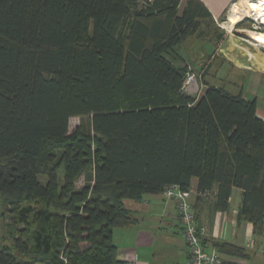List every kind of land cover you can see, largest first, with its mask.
<instances>
[{"label":"trees","instance_id":"16d2710c","mask_svg":"<svg viewBox=\"0 0 264 264\" xmlns=\"http://www.w3.org/2000/svg\"><path fill=\"white\" fill-rule=\"evenodd\" d=\"M214 25L200 0H0V264H129L113 242L138 223L125 201L194 179L222 213L240 189L238 219L264 237L257 98L184 91L180 49Z\"/></svg>","mask_w":264,"mask_h":264},{"label":"crops","instance_id":"0c3cea01","mask_svg":"<svg viewBox=\"0 0 264 264\" xmlns=\"http://www.w3.org/2000/svg\"><path fill=\"white\" fill-rule=\"evenodd\" d=\"M200 1L210 11L215 21L227 18L225 21L228 22L231 8L234 5L253 0ZM186 3L187 0H182L183 6ZM244 30L248 29L236 28L234 32L237 31L240 34L236 33L238 36L230 37L233 49H240L242 53L236 63L246 72L264 78V69L262 68L264 54L257 52L255 47L256 50L251 48L256 43L252 39L251 41L247 40L248 43L241 46L240 37L244 36ZM258 115L264 120V104L261 108L259 101ZM197 184L198 179H194L192 188L197 189ZM215 194L216 192L210 193L201 203L197 201L196 195L191 198L193 211L198 216L199 224L207 229L202 236L205 248L211 252L215 251L214 242H229L244 247L248 258L219 253L223 264H264V237L254 234L251 223L241 222L238 219L242 191L237 188L233 190L230 209L224 213L219 212L216 208ZM125 205L138 220V223L133 227L114 231L113 242L118 248L120 260L129 264H189V249L182 233L177 203L174 199H166L163 195H147L140 202L127 200Z\"/></svg>","mask_w":264,"mask_h":264},{"label":"rangeland","instance_id":"374dc122","mask_svg":"<svg viewBox=\"0 0 264 264\" xmlns=\"http://www.w3.org/2000/svg\"><path fill=\"white\" fill-rule=\"evenodd\" d=\"M225 19L216 21V25L211 27V30L205 37L200 38L198 36H193L189 38L182 45L180 51L187 57L190 67L193 69L195 77L200 86L203 85L201 94H203L205 91L206 84L216 85L224 87L234 94H239L242 92L248 99L257 98L259 101V106L262 108V105L264 104V78L259 77L258 75H253V73L246 72L245 69L237 65L236 61L239 60L242 53L240 49H233L230 37L233 35L236 36V33L240 34V32H234L236 28H245L251 31L259 32H263L264 30H256L254 26L255 24L246 18H242V20L239 21L233 28H230V25L225 21ZM240 23L241 25H238ZM221 34L224 36L219 39V35L221 36ZM240 38L242 40H240L241 46L246 44L247 40L251 41V39L246 36L245 33L244 36L242 35ZM254 47L257 49V52L264 54V48H262L259 44L254 43V45L251 46L253 50H256ZM232 53L238 55H234ZM230 59L234 60L235 62H232ZM262 68L264 69V66H262ZM81 124V118L76 117L71 119L70 134H73ZM60 176L63 177V169L60 171ZM5 210L6 206L3 205V201L0 197L1 237L5 235L6 231L5 224L7 222L6 218H3Z\"/></svg>","mask_w":264,"mask_h":264},{"label":"built area","instance_id":"2783aa9c","mask_svg":"<svg viewBox=\"0 0 264 264\" xmlns=\"http://www.w3.org/2000/svg\"><path fill=\"white\" fill-rule=\"evenodd\" d=\"M246 19L252 21L256 30H264V14L255 16L246 15ZM244 19V18H243ZM255 30V29H254ZM203 85L200 86L193 71L187 74L184 84L186 94L200 96ZM199 195L196 189L183 190L179 186L172 185L166 188L163 196L167 199H174L177 203L178 218L182 226V233L189 249V264H223L218 252L208 251L202 243V236L206 227L199 224L196 214L193 211L191 198ZM202 196H206L203 194ZM135 264V263H130Z\"/></svg>","mask_w":264,"mask_h":264},{"label":"bare ground","instance_id":"6f19581e","mask_svg":"<svg viewBox=\"0 0 264 264\" xmlns=\"http://www.w3.org/2000/svg\"><path fill=\"white\" fill-rule=\"evenodd\" d=\"M229 16V25L230 28H233L242 18H245L246 15L254 14L255 16H261L264 14V0H256V1H243L231 8ZM227 25V24H226ZM245 31V30H244ZM246 36L259 44L262 48H264V31H245Z\"/></svg>","mask_w":264,"mask_h":264}]
</instances>
